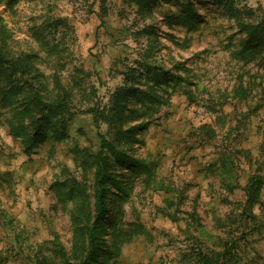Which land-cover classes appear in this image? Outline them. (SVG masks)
I'll use <instances>...</instances> for the list:
<instances>
[{"label":"rangeland","instance_id":"obj_1","mask_svg":"<svg viewBox=\"0 0 264 264\" xmlns=\"http://www.w3.org/2000/svg\"><path fill=\"white\" fill-rule=\"evenodd\" d=\"M140 3L146 10L138 0H0L8 31L0 45L13 57L34 54L47 89L60 81L72 93L74 112L59 138L52 130L27 147L11 130L22 99L0 104V264H62L48 259L53 232L70 251L73 228L52 186L65 170L79 179L87 170L90 185L87 153L102 135L114 134L89 108L107 106L124 84L139 88L131 99L141 100L156 73L165 71L170 79L160 77L156 87L163 101L148 124L130 105L126 149L139 164H113L121 187L108 193L116 199L118 227L136 233L119 257L104 260L199 264L200 251L232 246L238 264H264V189L262 203L252 208L244 189L251 177L264 178V66L259 58L241 59L245 35L238 25L258 21L264 0H234L244 11L237 16L214 0ZM149 47L153 55L146 60ZM239 89L243 96H236ZM226 156L238 182L233 191L214 172ZM95 212L90 188L86 216ZM114 243L103 234V252Z\"/></svg>","mask_w":264,"mask_h":264},{"label":"trees","instance_id":"obj_2","mask_svg":"<svg viewBox=\"0 0 264 264\" xmlns=\"http://www.w3.org/2000/svg\"><path fill=\"white\" fill-rule=\"evenodd\" d=\"M139 7L146 10L145 4ZM222 3L225 12L237 16L242 13L237 8L234 0H214ZM252 15V12H247ZM182 19V14L178 16ZM187 22L191 21L185 18ZM240 32L245 35L239 55L244 61L260 59L264 66V13L256 22H238ZM8 34L3 20L0 17V41H4ZM153 55V48H147L142 54L144 59L150 60ZM34 54H22L18 57L10 56L3 46L0 45V104L6 106L13 104L15 100L21 98L19 102L23 110L18 114V121L11 126L15 136H23L27 147L33 146L35 142L47 137L50 131H54V136L59 138L63 135L62 129L68 125V118L72 114V93L60 82L56 81L53 90H48L46 84L41 79V74L37 71L34 62ZM148 65L144 69H148ZM151 69V68H150ZM156 68L153 69V71ZM143 73V72H142ZM171 72L165 71L159 74L151 86H147L144 95H140L141 100L131 98L139 96L137 87L124 84L115 89L110 96L106 106L95 104L89 108L94 121L101 125H109L114 134L110 137L101 136V141L97 149L88 152L86 164L92 170V179H87V170L83 179H79L71 172L64 171V176H58L52 188L56 193L57 204L61 210L69 215V221L73 228L72 250H68L58 232H53L51 243L54 253L49 256L50 261L59 259L62 264H110L104 257L110 255L111 259L120 255V247L123 243L130 241L135 235V231H123L116 223L115 210L117 209L116 199L111 196V186L120 188V183L112 168L113 164H139L136 159L126 149V145L131 141L132 132L126 124L131 120L133 114L130 112V105H134V112L141 116L148 124L155 114L157 107L162 103V98L156 87L159 81L170 79ZM162 79H161V78ZM181 79L180 76L175 78ZM245 90H237L236 96H243ZM139 107V108H137ZM26 119L27 122H26ZM143 127L145 123L138 124ZM27 127H31L33 134H28ZM113 166V167H112ZM215 174L221 178L223 186L233 191L238 187V182L234 173V163L226 156L221 162H216ZM90 188L93 189L96 198V212L90 217L86 212L90 203ZM245 194L249 208L258 203H262L264 178L260 176L251 177L246 185ZM58 205L55 206L57 209ZM92 217V219H91ZM9 220V219H8ZM10 221V220H9ZM12 225V223H11ZM109 233L114 238L113 249L103 252V234ZM21 238H26L24 231L18 234ZM199 264H236L235 254L231 247H226L220 252L198 253ZM46 259V257H44ZM238 264V263H237Z\"/></svg>","mask_w":264,"mask_h":264}]
</instances>
